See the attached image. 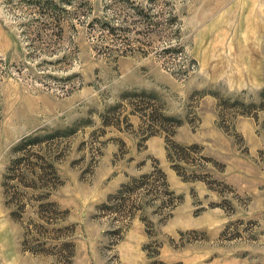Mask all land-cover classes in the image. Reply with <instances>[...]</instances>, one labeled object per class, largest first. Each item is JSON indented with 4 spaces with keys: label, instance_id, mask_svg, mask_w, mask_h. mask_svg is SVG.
<instances>
[{
    "label": "rangeland",
    "instance_id": "374dc122",
    "mask_svg": "<svg viewBox=\"0 0 264 264\" xmlns=\"http://www.w3.org/2000/svg\"><path fill=\"white\" fill-rule=\"evenodd\" d=\"M0 264H264V0H0Z\"/></svg>",
    "mask_w": 264,
    "mask_h": 264
},
{
    "label": "trees",
    "instance_id": "16d2710c",
    "mask_svg": "<svg viewBox=\"0 0 264 264\" xmlns=\"http://www.w3.org/2000/svg\"><path fill=\"white\" fill-rule=\"evenodd\" d=\"M156 174V172H154V173H150V174H146V175H143L142 177H141V179L140 178H137V179H134V185H136V186H134L133 184H132V182H129V184H125V186L124 187H127V192L126 191H124V192H120L119 191V193L118 194H115L113 197H111V199H114V198H120V199H118V201H120V202H122V200H125V197L128 195V194H130V193H133V191L135 192V189L136 188H141V187H146V186H148V185H154L155 184V180H153V179H150V178H152V176H154ZM161 176V175H160ZM144 180V183H142L141 181H143ZM162 182H163V185H164V187L167 189V188H169V184H168V182H167V180H166V177H165V175H164V173L162 172ZM142 183V184H141ZM135 188V189H134ZM168 190V189H167ZM146 193H148V194H150V190H149V192H146ZM121 197H123V198H121Z\"/></svg>",
    "mask_w": 264,
    "mask_h": 264
}]
</instances>
